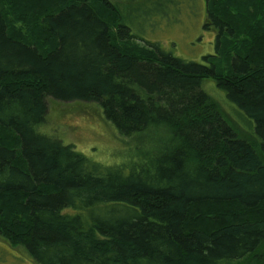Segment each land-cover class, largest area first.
Wrapping results in <instances>:
<instances>
[{"label":"trees","instance_id":"obj_1","mask_svg":"<svg viewBox=\"0 0 264 264\" xmlns=\"http://www.w3.org/2000/svg\"><path fill=\"white\" fill-rule=\"evenodd\" d=\"M8 1L0 237L38 264H264V0H205L217 44L203 63L146 47L114 0ZM205 79L254 121L255 140ZM49 95L98 103L149 147L115 164L88 157L42 131Z\"/></svg>","mask_w":264,"mask_h":264},{"label":"rangeland","instance_id":"obj_2","mask_svg":"<svg viewBox=\"0 0 264 264\" xmlns=\"http://www.w3.org/2000/svg\"><path fill=\"white\" fill-rule=\"evenodd\" d=\"M114 1L123 5L128 21L138 27L133 29L137 40L146 47L157 45L175 57L201 63L204 62V56L216 53L217 31L213 26H206L208 17L205 0ZM3 5L5 9H11L8 0H4ZM16 25L23 27L24 23L18 22ZM202 86L220 103L236 131L246 139L255 140L254 121L231 101L217 81L205 79ZM46 102L47 118L42 131L65 144L73 145L76 150L96 161L115 164L137 158L138 153L150 145L147 141L149 135L145 133L134 137L122 136L106 119L98 103L63 101L50 95L46 97ZM168 144L171 146L167 141L166 146ZM0 264L38 263L23 247L12 246L0 237Z\"/></svg>","mask_w":264,"mask_h":264}]
</instances>
